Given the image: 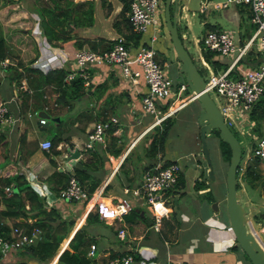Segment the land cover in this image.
<instances>
[{
	"label": "crops",
	"instance_id": "crops-1",
	"mask_svg": "<svg viewBox=\"0 0 264 264\" xmlns=\"http://www.w3.org/2000/svg\"><path fill=\"white\" fill-rule=\"evenodd\" d=\"M28 1L19 0L18 4L25 11L29 9L27 12L34 19L31 29H23L25 31V37H22L23 42L28 38L31 41L28 45L26 43L20 45L19 39L8 40L6 38V46L10 53L4 57L13 59L12 54L15 55L17 52L21 60L23 57L24 62L33 59L30 63L25 64L36 68L41 73L59 66H66L70 72L75 68L73 54L76 49L73 51L71 49L64 50L58 39L49 41L42 31L39 15L31 8L32 1ZM92 2L93 21L87 27L74 29L79 37L96 41L98 38L113 41L118 35H122L121 32L126 31L122 24L118 26L120 31L112 24L114 20L123 17L122 15L120 17L123 6L121 0H92ZM16 3L13 2L12 6H15ZM209 6L211 7V5ZM8 7L9 5L6 4L0 8V33L2 35L9 32L7 31L9 22L1 14L2 9ZM231 7L224 8L226 9L225 16L231 23L235 24V32L237 33L235 40L243 43L249 36L245 38L241 32V14L242 12L246 13L247 20H249V10L241 4H235ZM23 14V12H13L10 17L15 18ZM183 14L187 15L186 9H184ZM124 15H127L126 12ZM203 23L208 22L204 20ZM209 24L216 26V28H222L220 23ZM249 29L251 30V28ZM153 31V27L149 26L148 31L141 36L139 34L140 41L138 40V43L147 42ZM182 33L185 37L186 31ZM19 36V33L13 34V37ZM5 37L7 36L5 35ZM159 40L160 48L169 51L172 45L169 34L161 28L153 44L157 51V57L164 67L170 65L173 67L172 75L183 78L182 72L179 71V61L175 51L174 58L165 60L163 51L156 48ZM193 44L200 61L202 47H200L197 38ZM83 47L87 46L84 45ZM215 58L221 65L215 71L223 70L227 66V58L219 55ZM251 59L253 57L249 54L244 61L245 66L248 65L247 61H252ZM111 66L115 67L112 68ZM98 67L102 68L99 69ZM88 71L91 79L90 84L86 87L82 85L84 93L77 97L76 101L72 100L70 107L67 104H57L55 98L58 92L53 86L46 85L44 86V97L47 101L42 104V108H35L36 98H34L30 99L29 106H25L23 112H21L20 105L21 92L24 90L17 88L18 83L15 79H10L9 68L0 72V96L8 101L10 113L18 119L15 124L0 128L7 135V144L3 146L2 152H0V175L4 169L3 154L11 155L10 158L16 156L14 169L26 173L28 183L44 198L46 208L57 210L64 220L71 222L66 235L59 242L58 247H60L45 264H57V258L65 248L72 251L68 242L74 232L82 226L88 235L94 239L92 243L95 245L93 254L91 256L86 255L90 259L88 264H105L109 258L127 253L133 257L130 264H252L236 242L227 222L226 210L219 207V198L215 199L218 204L217 210L214 211L210 204L215 200L212 201L202 196L208 188L196 190L194 187L196 179L206 178L207 182V167L204 165L201 155L200 125L197 120L200 107L197 98L191 97L192 91L187 90L183 94V98L186 100L182 105H179L181 101L179 99L173 103L168 101L163 105L164 108L167 107L170 110V114L176 115L184 112L183 118L186 119L188 127L185 132L182 130L181 136L183 144L187 148L179 151L176 148H170L168 132L163 147L158 149L155 154L148 156L146 151L151 141L150 131L153 127V118L152 116L145 118L149 114L141 109V98L147 89L145 84L140 81L139 84L131 86L124 82L116 65H91L88 67ZM174 81L186 83L184 80L174 79ZM103 87L106 89L100 92V88ZM28 88L30 90L26 91L31 94L32 88L29 86ZM191 105H193V109L190 107L186 115L185 112ZM34 111L42 117L45 116L39 113H46L49 118L45 117L46 122L40 124L38 116L33 114ZM251 111L250 118L256 120L251 117ZM29 112L32 113L31 116H28ZM55 114L59 115L54 117ZM112 116L117 117V122L107 130L104 142L100 144L95 142L93 149H86L84 147L86 132L92 128L96 121L105 120ZM53 118H57L55 121L62 119L61 130L63 132L61 134L62 140L55 147V153L40 147V142L46 138L50 139L52 135L47 126L50 125L48 120H54ZM250 118L248 117L245 121L249 128L246 134L253 130L257 124L256 120V124L252 126ZM172 127L173 124L170 129ZM259 127L261 132L263 126L259 125ZM51 130L55 131V128ZM209 135L210 133L206 135V141ZM19 146L23 150L22 155L18 153ZM29 150H32L31 154L22 158ZM75 150L77 151L76 154L72 155L71 152ZM180 151L191 155L192 162L197 169V176L193 179L190 187H186L184 180H181L185 172H183L184 167L181 163ZM46 152L49 154L47 155ZM166 160L177 161L181 165V179L179 177L175 186L164 193L165 205L163 209H165V215L161 219L159 229H155L151 225L152 213L150 208L131 196L133 207L120 218L101 219L98 217V220L89 223L85 221L89 211L96 213L91 207L97 194L100 193L98 199L115 202L125 195L124 187L138 185L145 168L156 164L164 165ZM239 164L244 166L242 170L237 171L240 199L244 200V205H242L247 206V208L245 207L247 217H251L255 221L264 246V221L259 226L258 222L260 221L254 217V215L258 217L261 214V217L264 218V160L258 159L257 161L250 157L247 160L242 159ZM248 166H250V170L259 174L258 178L246 175ZM76 167V172L84 178L83 184L87 188L96 181L94 187L89 188L88 193L92 196L89 202L66 201L59 198L58 189L65 185L70 174H75L74 168ZM207 183L209 184V182ZM251 190H256L255 194H252L253 191ZM35 218H29V221ZM232 247H236V249H232ZM17 249L3 247L0 250V264H15L18 260L25 261L24 264H36L33 258L25 254L17 255ZM85 250L87 254L88 248Z\"/></svg>",
	"mask_w": 264,
	"mask_h": 264
},
{
	"label": "built area",
	"instance_id": "built-area-1",
	"mask_svg": "<svg viewBox=\"0 0 264 264\" xmlns=\"http://www.w3.org/2000/svg\"><path fill=\"white\" fill-rule=\"evenodd\" d=\"M160 3H162V7ZM230 4L246 6L249 10V20L255 28L243 43L236 41L235 37L226 29H207L198 40L199 44L200 40L202 42L201 49L215 52L216 56L226 57L228 63L223 70L215 71L200 54V64L203 68L211 69L207 78H204L205 89L220 110L224 121L229 127H234L244 135L249 130L245 121L248 117L250 118L252 106L264 95V0H202L200 10L206 9L209 5L213 9H224ZM127 17L131 31L140 34V36L148 31L149 26L153 27L154 31L149 36V40L130 46L126 45L125 38L120 34L113 39L112 45L108 48L94 50L82 47L76 49L73 54L75 68L65 76V81L69 82L79 77L82 85L86 87L91 81L89 66L116 65L124 82L131 86L139 84L140 81L145 84L147 89L141 98V109L152 116V126H154L171 113L167 107L162 108L164 104L168 101L173 103L176 99L181 100L179 105L184 103L186 99L181 93L188 86L185 82L176 83L168 76L153 46L161 28L163 2L161 0H129ZM254 44L255 47H253ZM249 54L257 59V63L245 66L244 61ZM9 66L10 59L0 57V72L8 69ZM17 88L30 90L25 78L20 79ZM191 97H197L193 91ZM33 114L37 115L38 112L34 111ZM31 115L32 113L29 112L28 116ZM17 120V117H14L9 111L8 101L0 96V128L15 124ZM251 120L252 126L255 125L256 120ZM38 121L40 124H44L46 119L39 115ZM116 122V116L96 121L92 128L86 132L84 147L93 149L95 142L103 143L107 130ZM260 126H263V133L251 132L248 135V141L243 148L241 147V159L247 160L251 157L264 160V122L260 121ZM50 146L51 141L48 138L40 142V147L43 149L48 150ZM243 167L239 164L237 171L242 170ZM180 172L181 165L177 161L147 167L143 170L138 185L124 187L125 195L123 197L118 198L115 202L104 201L98 199L99 193L94 198L91 208L101 219L120 218L121 215L132 209L131 200L134 198L150 208L151 225L153 228L159 229L161 219L165 215L164 193L175 186ZM11 188L12 184L6 185L3 192L9 195ZM59 198L66 201L89 202L92 196L78 177L72 173L67 177L65 185L60 188ZM246 227L264 249L258 228L251 217H247ZM13 232L16 237L11 240H7L0 234V250L3 247L18 248L22 245L35 243L42 237V230L37 226H32L28 232L22 227H14ZM94 248L95 245L91 243L86 255L91 256ZM132 259V255L127 253L109 258L105 264H130Z\"/></svg>",
	"mask_w": 264,
	"mask_h": 264
},
{
	"label": "trees",
	"instance_id": "trees-1",
	"mask_svg": "<svg viewBox=\"0 0 264 264\" xmlns=\"http://www.w3.org/2000/svg\"><path fill=\"white\" fill-rule=\"evenodd\" d=\"M31 8L39 15L40 25L45 37L52 41V39H58L61 42V47L64 50H75L82 48L84 45L91 49H105L112 45L113 41H105L102 38L96 40H90L87 38L79 37L74 29L77 27H87L91 25L93 21V3L92 0H83L75 2L74 0H31ZM123 6L121 8L120 17L113 21V26L120 31L119 25L122 24L125 28V32H121L122 36L126 40V45H136L140 39L139 34L131 31L130 23L127 15L129 0H121ZM13 2H17L15 6H12ZM19 0H4L2 6L9 5L8 8L2 9L3 16L8 20L11 28L7 27L8 33L5 35L0 33V57L7 56L10 52L6 46V38L12 40L13 38L19 39L20 45L30 42L26 40L23 42L22 37L25 34L23 29H31L34 19L29 15L27 11L18 4ZM27 6V4H26ZM1 7V4H0ZM13 12H23L21 16L15 18L10 17ZM178 26V24H177ZM205 30L216 28L214 25L205 23ZM167 31V29H166ZM168 32V31H167ZM14 33H19V37H13ZM181 37V33L179 32ZM25 37V36H24ZM182 39V37H181ZM140 41V40H139ZM183 42V41H182ZM185 46V45H184ZM28 49V48H27ZM27 53V52H26ZM201 54L204 60L214 69L220 68L219 61L215 58V52L201 49ZM25 58V56H24ZM33 59H29L27 62L18 57L16 61L10 59V67H13L10 73V79H16L19 83L21 78H25L27 84L32 88V93L24 90L21 92V105L20 109L23 112L25 106H29L30 99L36 98L35 108H42V104L47 101L44 97V86L51 85L58 92L55 98L57 104H67L71 106V101L84 93V87H82L81 79L79 77L74 78L72 81H65V76L69 73L66 66H59L49 69L45 73L39 72L36 68L29 66L25 63H30ZM248 64L254 65L257 63V59H251ZM201 73V71L199 70ZM106 87L100 88V92L104 91ZM31 95V96H30ZM41 103H40V101ZM163 108V106H162ZM59 114H55L54 117ZM174 114H170L161 120L159 125H154L151 128L150 135L151 141L149 142L147 155L155 154L161 147H163L165 138L173 124L172 117ZM251 117L257 120V124L254 126L256 132L261 133L259 129V121L264 122V95L260 97L253 110L251 111ZM48 125L51 130L55 128L50 136L51 146L48 150L52 153L56 152V145L62 140L61 130L62 119L58 121L48 120ZM211 132L216 133L218 138V148L220 155L224 160L229 162L230 148L229 145L220 137L217 129H212ZM262 134V133H261ZM7 144V135L0 130V152H2L3 146ZM32 150H29L22 158H26L30 155ZM46 152L48 155L49 153ZM18 153L23 154L21 146L18 147ZM25 154V153H24ZM11 155L3 154L4 169L0 175V234H2L7 240H11L16 237L13 232L14 227H22L25 231H30L32 226H37L42 230V237L35 243L19 246L17 249V255H27L36 261V264H45L48 259L56 253V250L61 239L66 235L70 221L64 220L60 213L53 208H46L44 198H42L28 183L26 173L21 170H15V160L17 157L10 158ZM94 156V155H93ZM258 161V158H255ZM172 161L166 160L164 164ZM74 172L79 181L83 184V177L76 172L77 167L74 168ZM80 170V169H79ZM78 173V175H77ZM82 173V171H81ZM236 172V178H237ZM80 175V176H79ZM246 175L258 178L259 174L250 170V166L246 168ZM12 184V190L9 195L3 192V188L6 185ZM96 181L89 186L90 189L94 187ZM84 185V184H83ZM64 186V185H63ZM62 186V187H63ZM85 186V185H84ZM15 187V188H14ZM87 188V186H85ZM194 187L196 190L208 187L206 178L196 179L194 181ZM89 188L87 190L89 191ZM236 188L239 189V183H236ZM60 188L57 192H59ZM214 197L209 200H214ZM36 217V218H35ZM257 218V215H254ZM29 218H35L29 221ZM98 220L97 213L89 211L86 215L85 221L87 223ZM93 238L88 235L84 227H79L68 242V246L72 249L65 248L57 258V264H88L90 259L86 256V248L93 242ZM236 249V247H232ZM85 250V251H84ZM247 258V256H246ZM25 261L18 260L15 264H24Z\"/></svg>",
	"mask_w": 264,
	"mask_h": 264
},
{
	"label": "water",
	"instance_id": "water-1",
	"mask_svg": "<svg viewBox=\"0 0 264 264\" xmlns=\"http://www.w3.org/2000/svg\"><path fill=\"white\" fill-rule=\"evenodd\" d=\"M172 0L163 1V20L168 31L173 49L179 61V71L184 74L185 81L195 94L199 102L200 111L197 120L199 122V137L201 153L207 165V182L215 178L214 167L210 158L209 148L206 141V135L212 129L219 131L220 137L229 145L230 158L225 172V210L227 222L231 228L235 240L239 247L244 251L247 258L252 264H264V249L256 240L253 234L246 227L247 213L245 207L240 202V189L236 188L237 178L236 172L242 157L241 145L232 131L223 119L220 110L214 103L212 97L205 89V79L199 72L198 67L194 63L187 48L184 46L181 37L178 33L177 17L171 15L170 3ZM173 10L176 12L178 8L184 10L199 11L201 9V0H173ZM47 118L46 113H39ZM56 120L55 118H53ZM76 150L71 152L76 154ZM15 188V187H14ZM218 201H213L211 207L214 211L217 210ZM251 212V210H249Z\"/></svg>",
	"mask_w": 264,
	"mask_h": 264
},
{
	"label": "rangeland",
	"instance_id": "rangeland-1",
	"mask_svg": "<svg viewBox=\"0 0 264 264\" xmlns=\"http://www.w3.org/2000/svg\"><path fill=\"white\" fill-rule=\"evenodd\" d=\"M2 1H4V0H0L1 5L3 4ZM24 1H28V0H24ZM23 3H25V2H23ZM160 5L162 7V3H160ZM170 5H171V8H170L171 15L174 16V14H175L177 17L178 30L181 33L183 44L187 48V50H188L189 54L191 55L194 63L196 64V66L201 71L202 76L206 79L211 69H206V68L202 67V65L200 64V61L198 60L197 51L195 50V47L193 44V42H195V38H197L199 40L205 32L206 28H205V23H203V21L206 20L208 23H211V24L220 23L222 28L226 29L228 32H230L233 37L237 36V33L235 32L236 28L234 27L235 24L231 23V21L226 18V16H225L226 9H213L210 6L205 10H199V11H193V10L187 9L186 10V12H187L186 16L187 17H186L183 14L184 10H182L180 8L176 12L173 10V6H172L173 0L171 1ZM232 5L233 4H230L229 8H232L231 7ZM0 8H2V6ZM241 15H242V20H241V25H240L241 32L243 33V36L245 38H247L248 36H250L253 28H255V27L252 26V24L249 20H247L246 13L242 12ZM160 27L166 33V27H165V22H164L163 18H162ZM8 28L10 29L11 27L8 26ZM249 28H251V30ZM183 31H186L185 37L182 35ZM28 40L31 41L29 38H28ZM201 43L202 42L200 40V44ZM160 44H161L160 40L157 41L156 48L161 49ZM253 47H255V44L253 45ZM161 50L163 51V53L166 57L165 60H171L172 58H174V49H173L172 45L170 46L169 51H167L165 48H162ZM16 54H17V52H16ZM15 55L12 54L11 57L16 61V59H17V57H19V55L18 54H17V56H15ZM111 67L114 68L115 66H111ZM98 68L101 69L102 67H98ZM172 68L173 67L171 65L169 67L165 66L164 71L172 79L185 81L183 73H181L183 78L179 77L180 79L178 78V76L175 77L174 75H172ZM12 70H13V67H10L9 71L12 72ZM187 90H190V88L188 87L185 91H182L181 94H184ZM190 107H192V109H193V105L188 107V109L185 112L186 115L188 114ZM183 114H184V112L177 113L176 115H174L172 117L173 127L170 129L169 134H168V136L170 137V148H176V149H178V151L179 150H185L187 148L186 145L183 144L182 136H181V134H183L182 130H184V132H185L187 127H188V123H187L186 119L183 118ZM145 118H151V117H150V115H148V116H145ZM259 128H257V130ZM231 129L235 133V135H236V137H237L242 148L244 147V145L246 144V142L249 139L248 134H250L253 130H255V128H254L253 130L249 131V133L242 135L234 127H231ZM48 131L51 133L53 132L52 130H49V129H48ZM255 133H258V132H255ZM261 133H263V129L261 130ZM207 145L209 148L210 158H211V161H212V164L214 167V171H215V179L209 182L208 187H207L208 189L205 190V192L203 193L202 196H204L206 199H209L211 197H214L215 199L219 198V201H220L219 207H220V209H223V208H225V203H224L225 198H223V196H225V194H226L225 172H226L228 163L220 155L219 148H218V138L216 137V133L210 132L209 137H207ZM251 147H252V145H251ZM180 154L182 155L181 163L184 167L183 172H185V173H184V176L182 179L180 176L179 177L181 180H184L186 187H190L191 183L194 181L193 179L197 176V172H196L197 169L194 166V163L192 162L193 158L191 157V155L189 153H185L183 151H180ZM201 155H202V153H201ZM202 157H203V155H202ZM202 159L204 161V165L207 167L204 157ZM241 160L242 159H240V161ZM249 161H252V160H249ZM251 191H253V190H251ZM255 192H256V190H254L252 192V194H255ZM182 200H184L183 197H182ZM186 200H187V198H186ZM179 201L180 200L178 198V203H179ZM187 201L190 202L189 199ZM240 202L244 205V203H243L244 200L242 198L240 199ZM245 207L247 208V206H245ZM224 212H225V210H224ZM257 219L260 221V222H258L259 226H260L262 224V222L264 221V218H262L261 214H259Z\"/></svg>",
	"mask_w": 264,
	"mask_h": 264
},
{
	"label": "flooded vegetation",
	"instance_id": "flooded-vegetation-1",
	"mask_svg": "<svg viewBox=\"0 0 264 264\" xmlns=\"http://www.w3.org/2000/svg\"><path fill=\"white\" fill-rule=\"evenodd\" d=\"M162 2L164 1V0H161ZM173 7H174V5H172ZM170 8H171V5H170ZM179 9V8H178Z\"/></svg>",
	"mask_w": 264,
	"mask_h": 264
},
{
	"label": "bare ground",
	"instance_id": "bare-ground-1",
	"mask_svg": "<svg viewBox=\"0 0 264 264\" xmlns=\"http://www.w3.org/2000/svg\"><path fill=\"white\" fill-rule=\"evenodd\" d=\"M176 100H178V99H176ZM176 100H175V101H176Z\"/></svg>",
	"mask_w": 264,
	"mask_h": 264
}]
</instances>
